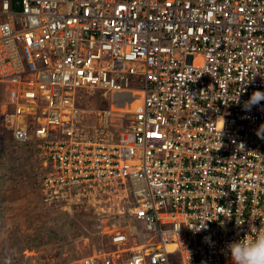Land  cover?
<instances>
[{
    "label": "built area",
    "instance_id": "obj_1",
    "mask_svg": "<svg viewBox=\"0 0 264 264\" xmlns=\"http://www.w3.org/2000/svg\"><path fill=\"white\" fill-rule=\"evenodd\" d=\"M257 90L264 0H0V125L35 143L46 202L103 225L81 264H231L264 232Z\"/></svg>",
    "mask_w": 264,
    "mask_h": 264
},
{
    "label": "rangeland",
    "instance_id": "obj_2",
    "mask_svg": "<svg viewBox=\"0 0 264 264\" xmlns=\"http://www.w3.org/2000/svg\"><path fill=\"white\" fill-rule=\"evenodd\" d=\"M77 93L90 108L109 104L100 91ZM124 123L111 121L119 127ZM34 146L14 141L0 125V264H79V259L107 249L108 239L99 234L103 225L84 205L66 207L64 200H44L42 178L47 168ZM131 229L134 241L145 242L146 225L136 221Z\"/></svg>",
    "mask_w": 264,
    "mask_h": 264
},
{
    "label": "clouds",
    "instance_id": "obj_3",
    "mask_svg": "<svg viewBox=\"0 0 264 264\" xmlns=\"http://www.w3.org/2000/svg\"><path fill=\"white\" fill-rule=\"evenodd\" d=\"M264 101V92L255 91L250 98L243 102V109L250 112L254 106H260ZM240 98H237V103ZM264 111V106H261ZM264 125H261V128ZM206 227V224L203 228ZM210 237H205V241H209ZM227 252L231 264H264V232H261L256 239L248 241L247 239H237L230 242L227 246Z\"/></svg>",
    "mask_w": 264,
    "mask_h": 264
},
{
    "label": "bare ground",
    "instance_id": "obj_4",
    "mask_svg": "<svg viewBox=\"0 0 264 264\" xmlns=\"http://www.w3.org/2000/svg\"><path fill=\"white\" fill-rule=\"evenodd\" d=\"M173 247H174V246H172V245H169V248H170V249H172Z\"/></svg>",
    "mask_w": 264,
    "mask_h": 264
},
{
    "label": "trees",
    "instance_id": "obj_5",
    "mask_svg": "<svg viewBox=\"0 0 264 264\" xmlns=\"http://www.w3.org/2000/svg\"><path fill=\"white\" fill-rule=\"evenodd\" d=\"M43 176H44V174H43ZM82 259V258H81ZM81 259H79L78 261H79V264H81Z\"/></svg>",
    "mask_w": 264,
    "mask_h": 264
}]
</instances>
